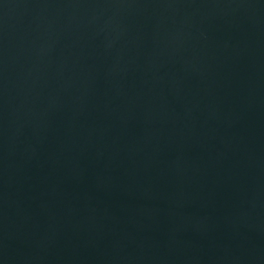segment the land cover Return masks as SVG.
<instances>
[{"label":"water","instance_id":"1","mask_svg":"<svg viewBox=\"0 0 264 264\" xmlns=\"http://www.w3.org/2000/svg\"><path fill=\"white\" fill-rule=\"evenodd\" d=\"M0 264H264V0H0Z\"/></svg>","mask_w":264,"mask_h":264}]
</instances>
